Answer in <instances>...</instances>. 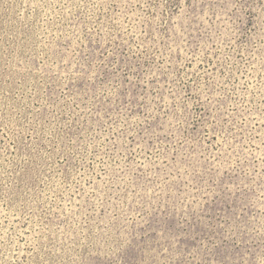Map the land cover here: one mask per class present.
<instances>
[{
  "label": "rangeland",
  "instance_id": "rangeland-1",
  "mask_svg": "<svg viewBox=\"0 0 264 264\" xmlns=\"http://www.w3.org/2000/svg\"><path fill=\"white\" fill-rule=\"evenodd\" d=\"M0 264H264V0H0Z\"/></svg>",
  "mask_w": 264,
  "mask_h": 264
}]
</instances>
